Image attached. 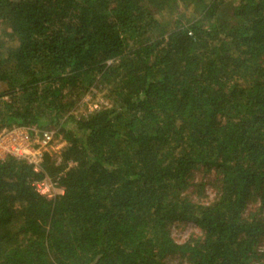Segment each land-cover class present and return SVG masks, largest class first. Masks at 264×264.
<instances>
[{"label": "trees", "instance_id": "1", "mask_svg": "<svg viewBox=\"0 0 264 264\" xmlns=\"http://www.w3.org/2000/svg\"><path fill=\"white\" fill-rule=\"evenodd\" d=\"M14 125L67 144L0 162V264H264V0H0Z\"/></svg>", "mask_w": 264, "mask_h": 264}, {"label": "built area", "instance_id": "2", "mask_svg": "<svg viewBox=\"0 0 264 264\" xmlns=\"http://www.w3.org/2000/svg\"><path fill=\"white\" fill-rule=\"evenodd\" d=\"M56 134L54 130L16 125L3 128L0 130V162L14 158L30 165L38 173L46 154H58L65 147L63 139ZM33 186L40 195L49 199L61 190L58 183L48 178L34 182Z\"/></svg>", "mask_w": 264, "mask_h": 264}, {"label": "rangeland", "instance_id": "3", "mask_svg": "<svg viewBox=\"0 0 264 264\" xmlns=\"http://www.w3.org/2000/svg\"><path fill=\"white\" fill-rule=\"evenodd\" d=\"M109 104H110V101L106 98L105 93L100 92L98 89H93L77 105V107L75 109V113L77 114L78 117L79 116H86L89 113L100 109L101 107L109 106ZM63 142L65 143V145L67 144V142L65 140H63ZM58 162H60V159L58 160ZM72 165L73 164H70L71 167H72ZM41 170H42V166H41ZM48 179H50V178H48ZM197 232H199V231L196 230V228L192 224H190L184 228H181V229L176 228V227L172 229L173 237L179 243L185 241L192 233H197Z\"/></svg>", "mask_w": 264, "mask_h": 264}]
</instances>
